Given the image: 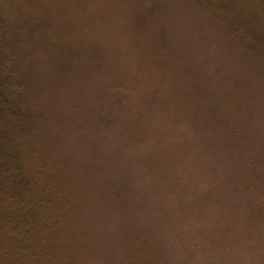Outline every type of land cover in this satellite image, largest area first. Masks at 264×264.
Returning <instances> with one entry per match:
<instances>
[{
	"label": "rangeland",
	"instance_id": "1",
	"mask_svg": "<svg viewBox=\"0 0 264 264\" xmlns=\"http://www.w3.org/2000/svg\"><path fill=\"white\" fill-rule=\"evenodd\" d=\"M0 27L76 264H264V0H0Z\"/></svg>",
	"mask_w": 264,
	"mask_h": 264
},
{
	"label": "trees",
	"instance_id": "2",
	"mask_svg": "<svg viewBox=\"0 0 264 264\" xmlns=\"http://www.w3.org/2000/svg\"><path fill=\"white\" fill-rule=\"evenodd\" d=\"M9 46L0 27V264H76L71 216L55 212L59 197L54 186L60 181L32 140L24 86ZM63 207L75 210L67 202Z\"/></svg>",
	"mask_w": 264,
	"mask_h": 264
}]
</instances>
